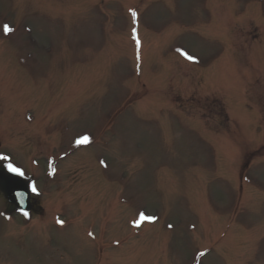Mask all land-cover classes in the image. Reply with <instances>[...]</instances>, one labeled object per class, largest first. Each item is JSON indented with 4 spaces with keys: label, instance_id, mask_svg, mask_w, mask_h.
I'll return each mask as SVG.
<instances>
[{
    "label": "rangeland",
    "instance_id": "obj_1",
    "mask_svg": "<svg viewBox=\"0 0 264 264\" xmlns=\"http://www.w3.org/2000/svg\"><path fill=\"white\" fill-rule=\"evenodd\" d=\"M2 154L0 264H264V0H0Z\"/></svg>",
    "mask_w": 264,
    "mask_h": 264
},
{
    "label": "water",
    "instance_id": "obj_2",
    "mask_svg": "<svg viewBox=\"0 0 264 264\" xmlns=\"http://www.w3.org/2000/svg\"><path fill=\"white\" fill-rule=\"evenodd\" d=\"M0 191L3 193L4 197L14 206L25 211L30 209V188L18 175L9 173L7 171H0ZM17 193H24V195L18 197Z\"/></svg>",
    "mask_w": 264,
    "mask_h": 264
},
{
    "label": "snow or ice",
    "instance_id": "obj_3",
    "mask_svg": "<svg viewBox=\"0 0 264 264\" xmlns=\"http://www.w3.org/2000/svg\"><path fill=\"white\" fill-rule=\"evenodd\" d=\"M131 15L133 17V21H135L136 16H137L136 12L135 11H132L131 12ZM9 31H11V29H9L8 26H5V32H9ZM132 31H133V39L136 40L137 46L139 47L140 42H139V40L136 37V29L133 28ZM186 58L189 59V60H191V61H194L195 60V58L192 57V56H187ZM87 140H88V138L87 137H84L82 141H77V143H84V142H87ZM8 170L10 172L16 173L18 175L21 174L20 169L19 168H16V167H13L11 164L8 165ZM32 191L35 192L36 189L33 187L32 188ZM23 195H24V193H17V196L18 197H21ZM142 219H147V220L151 221L154 218L153 217H147V218L142 217ZM57 223L63 224V221L58 220ZM169 227H171V225ZM201 255H203V254H201Z\"/></svg>",
    "mask_w": 264,
    "mask_h": 264
}]
</instances>
